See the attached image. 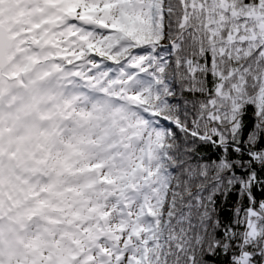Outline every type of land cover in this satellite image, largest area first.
I'll use <instances>...</instances> for the list:
<instances>
[{
  "label": "snow or ice",
  "instance_id": "1",
  "mask_svg": "<svg viewBox=\"0 0 264 264\" xmlns=\"http://www.w3.org/2000/svg\"><path fill=\"white\" fill-rule=\"evenodd\" d=\"M0 264H264V0H0Z\"/></svg>",
  "mask_w": 264,
  "mask_h": 264
}]
</instances>
